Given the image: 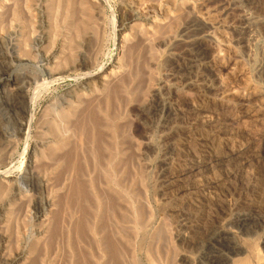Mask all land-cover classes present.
Wrapping results in <instances>:
<instances>
[{
	"label": "rangeland",
	"instance_id": "1",
	"mask_svg": "<svg viewBox=\"0 0 264 264\" xmlns=\"http://www.w3.org/2000/svg\"><path fill=\"white\" fill-rule=\"evenodd\" d=\"M15 3L22 10L18 20L7 13ZM1 6L0 33L14 32V39L0 43V264H212L203 258L204 248L182 244L191 237L182 229L187 223L182 209L197 218L192 217L195 228L212 213L215 229H209L207 239L225 229L250 250L240 256L264 264V188L255 189L262 195L256 196L263 200L260 205L252 204L256 193H249L240 210H233L235 202L228 198L209 214L195 211L202 197L222 193L219 184L231 169L244 180L257 176L264 181L258 143L249 145L264 134V0H4ZM197 29L207 35L205 56L193 49ZM41 33L44 38L37 43ZM15 76L30 78L27 113L14 107L20 97L16 86L6 84ZM188 84L200 87L187 95ZM168 89L177 93L176 101L171 102V92L162 95L161 106L174 104L186 118L163 131L164 117L153 125L146 105L153 93ZM229 107L230 114L222 112ZM92 111L104 125V142L115 140L110 143L115 154L122 149L119 172L99 163ZM106 111L121 126L120 137L103 129L105 118L112 120L103 117ZM249 121L259 122V128H250ZM151 126L157 129L155 138L145 130ZM173 130L183 132L175 140L177 151L163 156L162 135ZM249 133L256 134L254 140ZM147 143L153 146L150 154L144 151ZM223 145L245 151L242 159H247L204 172L194 166ZM191 166L194 173H185ZM6 171L12 176L3 177ZM95 196L103 198L106 213V227L99 231L93 225ZM244 216L253 227L246 231L257 229L249 237L234 221Z\"/></svg>",
	"mask_w": 264,
	"mask_h": 264
},
{
	"label": "bare ground",
	"instance_id": "2",
	"mask_svg": "<svg viewBox=\"0 0 264 264\" xmlns=\"http://www.w3.org/2000/svg\"><path fill=\"white\" fill-rule=\"evenodd\" d=\"M1 3H4V0H0V10L2 9V6H1ZM16 5H15V7L14 8H12V9H14V10H12V9H9L8 11L9 12H7V13H10V11H11V15L12 16H14V19H17L18 17H20V16H22V14H21V7H20V5L19 4H17V3H15ZM88 12V11H87ZM148 12H154V16H156L157 15V11H155L154 10V7H150L149 8V11ZM3 14L5 13V12H2ZM1 12H0V14H2ZM5 16V15H4ZM10 17V14L9 15H7V17H5V18H9ZM132 17V16H131ZM11 18V17H10ZM128 18H130V17H128ZM4 19V18H3ZM6 19V20H7ZM19 19V18H18ZM17 19V20H18ZM39 19V18H38ZM12 21V20H11ZM124 21H125V17L122 19V25H124L125 23H124ZM37 22V21H36ZM41 23V22H40ZM87 23V22H86ZM38 28V27H37ZM198 30V29H197ZM204 30V29H203ZM204 32V31H203ZM11 33V32H10ZM13 33L14 32H12L10 35L12 36L13 35ZM45 34V33H44ZM44 34H42L41 33V35L39 36V37H37L36 38V42L38 43V42H42V40H43V38H44ZM202 34V31L201 30H198L197 32H196V35H195V38L193 39V42H192V44L194 45V48L193 49H195V53H197V55H204L205 56V53H206V50L204 49V47L206 48L208 45L206 44V42H208V40H207V35L206 34H202L203 36H200ZM11 36H7V34H5V33H3V34H1L0 33V43L2 42V40H5V39H8V38H12V39H14L13 37H11ZM20 38L21 37H19V35H17V40H20ZM8 41V40H7ZM209 48V47H208ZM207 49V48H206ZM192 53V52H191ZM190 54V53H189ZM188 54V55H189ZM187 56V55H186ZM209 56V55H208ZM16 57V56H15ZM199 56H197L196 58H198ZM17 58V57H16ZM194 58V57H193ZM196 58H194V59H196ZM205 58V57H204ZM186 60H187V58H186ZM198 60H200V58L198 59ZM1 61H3V60H0V66L1 65H3V63L1 62ZM173 61V60H172ZM191 61H193V60H191ZM6 62V61H5ZM187 62V61H186ZM172 63V62H171ZM179 63V62H178ZM177 63V64H178ZM189 64V63H188ZM186 65V64H185ZM190 65V64H189ZM200 65V64H199ZM202 65V64H201ZM176 66V65H175ZM188 66V65H187ZM195 66V65H194ZM203 66V65H202ZM3 67V66H2ZM193 67V66H192ZM199 67V66H198ZM201 67V66H200ZM205 67V66H204ZM208 67V66H207ZM210 67V66H209ZM176 68V67H175ZM174 68V69H175ZM177 68H179V67H177ZM182 68V67H181ZM202 68V67H201ZM188 69H190V67L188 68ZM205 69V68H204ZM193 71H194V69H192ZM203 70V69H202ZM208 70H209V68H208ZM178 71V70H177ZM180 71V70H179ZM189 71V70H188ZM210 71V70H209ZM208 71V72H209ZM43 72H44V70H43ZM42 72V73H43ZM184 72V71H183ZM190 73H192L191 71H190ZM203 73H205L204 72V70H203ZM209 73H211V72H209ZM179 74V73H178ZM213 75H214V73H212ZM182 75V74H181ZM92 76V75H91ZM90 76V77H91ZM188 76V75H187ZM186 76V77H187ZM29 77V76H28ZM203 77V76H202ZM209 77V76H208ZM35 78V77H34ZM182 78H183V76H182ZM191 78V77H190ZM216 78V77H215ZM30 79V78H29ZM29 79L27 78V79H22V78H20L19 76L17 77V76H15V77H10V78H7V81H6V84H7V82H8V84H10V85H14V86H16V89L15 90H17V92H15V93H17L18 95H19V99L17 100V101H14L15 103H14V107H17V108H19L18 106H21L20 108H22L23 109V111H25L26 113H27V108H28V105H29V98H28V96H27V92H26V89L28 88V84L30 83L29 82ZM36 79V78H35ZM199 79V78H198ZM204 79V78H203ZM207 80V79H206ZM204 82H205V80H204ZM194 83V82H193ZM202 84V83H201ZM196 87H200V86H196V85H193V84H188V85H186L185 86V88L186 89H184V92H185V94H192L193 93V91H194V89L196 88ZM15 88V87H14ZM164 89H165V87H164ZM163 89V90H164ZM167 89V88H166ZM163 92V91H162ZM171 92L172 91H170L169 89L167 90V92L166 93H161L160 92V95L159 94H157V93H153V97L151 98V100H150V102H148V104L146 105V112H147V117L146 118H148V120H149V122H152L153 123V125H155V123H157L158 121H159V119H162L161 117H164L163 119H164V123H163V125H162V130L163 131H165L167 128H168V126L171 124V123H176V122H179L180 121V119H183L184 117H185V115L184 114H182L183 112H180L179 110H178V108L176 107V106H174V104H172L171 105V107H167L166 105V107L165 106H161V98H162V95H168V94H171ZM175 94H177L176 92H172V94H171V96H170V99H171V102H173V101H176V99H174V96H175ZM15 96H17L16 94H15ZM178 99V98H177ZM238 99V98H237ZM13 101V100H12ZM13 103V102H12ZM170 103V102H169ZM217 104V103H216ZM219 104V103H218ZM232 104V103H231ZM240 104H242V102L240 103ZM164 105V104H163ZM223 105V104H222ZM221 105V106H222ZM109 107L111 106V104L110 105H108ZM215 106V105H214ZM220 106V107H221ZM224 106V105H223ZM228 105H226V107H227ZM238 106V105H237ZM236 106V107H237ZM240 106V105H239ZM112 107V106H111ZM217 107V106H216ZM235 107V108H236ZM103 108V107H102ZM101 108V110L103 111V109ZM218 108V107H217ZM216 108V109H217ZM209 109V108H208ZM222 109H224V108H222ZM110 110H112V109H110ZM212 110V109H211ZM233 109H231V107H229V108H226L225 109V111L223 110H221L222 112H225V113H229L230 114V112L232 111ZM235 110V109H234ZM239 110H240V108H239ZM247 110V111H246ZM245 111L248 113V109H246ZM218 111V110H217ZM220 111V110H219ZM237 111V110H236ZM112 112V111H111ZM244 112V111H243ZM98 113V112H97ZM106 113H107V111H106ZM106 113H104V114H106ZM216 113V112H215ZM220 113V112H219ZM233 113V112H232ZM71 114V113H70ZM93 114V111H92V113H91V117L89 118L90 119V121H91V127H93L94 129H96L95 131H96V133L92 130V132H94L95 133V135H97L96 136V144H97V151H98V156L99 157H101V158H98V159H100L99 161H101V162H99L100 164H102V163H106V164H108L109 165V167L110 168H108V169H111L112 171H115V172H119V171H121V167H122V163H121V161H120V159L118 158V154L119 155H121L122 154V149L121 148H119V150L117 151V153L115 154V151L114 150H116L115 148V145L113 146V147H115L114 148V150L112 149L113 147H111V145H110V143L112 144V142H114V141H112V142H110V141H108V143H109V145H108V143L107 142H104V141H106L105 139H107V136H106V134H104L103 133V131L102 132H100V130H101V128L104 126H102V123L100 122V119H98L99 117H97V116H95V115H92ZM217 114V113H216ZM215 114V115H216ZM224 114V113H223ZM222 114V115H223ZM82 115V114H81ZM99 115V114H98ZM102 115V114H101ZM109 115H110V111H109ZM108 115V113H107V115H105V116H103V117H110ZM60 116V115H59ZM69 116V115H68ZM217 116H219L220 117V115H217ZM230 116V115H229ZM231 116H232V114H231ZM245 116V115H244ZM110 118H112V117H110ZM186 118V117H185ZM227 118V117H226ZM232 118V117H231ZM85 119V118H84ZM103 119V118H102ZM106 120L108 119V121H109V118H105ZM104 119V120H105ZM142 119V118H141ZM145 119V118H144ZM189 119V118H188ZM237 118H235L234 120H236ZM184 120V119H183ZM229 120H230V117H229ZM70 121V120H69ZM89 121V122H90ZM107 121V123H108V125H106L105 124V122L106 121H102L106 126L103 128V129H106V127H107V129H109L110 131H111V135L113 136V137H120V130H119V128L121 127L120 125H119V123L114 119V118H112V120H111V122H108ZM145 121H147V120H145ZM189 121V120H188ZM240 121V120H239ZM79 122H80V120H79ZM230 122V121H229ZM255 121H249L248 122V124H249V126H250V128L251 127H253V129L257 126V128H259L258 126H259V122H256V123H254ZM145 123V122H144ZM225 123V122H224ZM228 123V122H227ZM230 123H232V122H230ZM238 123V122H237ZM184 124V123H183ZM89 125H90V123H89ZM147 125H148V123H147ZM226 126H227V124H225ZM245 125V124H244ZM108 126H109V128H108ZM171 126V125H170ZM230 126V125H229ZM232 126V125H231ZM233 126H234V124H233ZM232 126V127H233ZM255 126V127H254ZM261 126L264 128V124H261ZM87 127H88V125H87ZM153 127L154 126H151V127H147V129H145L146 130V132L148 131V132H150L151 133V135H152V137L153 138H155V135H156V132H157V129L156 130H154L153 129ZM220 127H222V126H220ZM262 127H261V129H262ZM185 128V127H184ZM219 128V127H218ZM229 128V127H228ZM88 129V128H87ZM220 129V128H219ZM222 129V128H221ZM231 129V128H230ZM218 130V129H217ZM232 130V129H231ZM97 131H99L98 133H97ZM105 131V130H104ZM107 131V130H106ZM109 131V132H110ZM162 131V132H163ZM174 131V130H173ZM184 131V130H183ZM215 131V130H214ZM219 131V130H218ZM108 132V131H107ZM248 132H250V131H248ZM101 133H103L104 134V136H106V138L103 140L102 138H101ZM159 133H161V132H159ZM181 133H183V132H178V133H175V131L173 132V133H168V134H165V135H162V143H163V147L160 149V151L162 152V155L163 156H165V155H167L168 156V154H173L174 155V153L177 151V147L175 146V140H176V138L177 137H179V135H181ZM188 133V132H187ZM218 133V132H217ZM190 134V133H189ZM250 134V133H249ZM94 135V136H95ZM108 135H110V134H108ZM185 135V134H184ZM218 135V134H217ZM245 135V134H244ZM251 135V134H250ZM249 135V136H250ZM254 134H252L251 135V137L253 136ZM258 135H260V134H258ZM262 136H256V134L254 135V136H256L257 138H256V140H254V138H253V140L254 141H252L253 143H250V142H248V143H250L249 145H252L253 144V146L254 145H257L256 143H258V146H256V147H258V148H256L258 151L256 152V154L258 155V157H259V159L260 160H262V161H260L261 162V164H263L264 165V147L263 148H261V145L262 144H264V138H263V136H264V134H261ZM246 136H247V134H246ZM103 137V136H102ZM207 137V136H206ZM243 137H245V136H243ZM93 138V137H92ZM125 138V137H124ZM246 138V137H245ZM245 138H243V139H245ZM249 138V137H248ZM102 139V140H101ZM209 139V138H208ZM95 140V139H94ZM94 140H92L93 142H94ZM108 140V139H107ZM113 140V139H112ZM246 140V139H245ZM248 140V139H247ZM246 140V141H247ZM251 140V139H250ZM258 140L260 141V142H258ZM101 141H103L105 144H107L108 145V148H106L105 150L103 149V146L105 145L104 143V145H102L101 143ZM209 141V140H208ZM244 141V140H243ZM249 141V140H248ZM206 142V141H205ZM120 143V142H119ZM246 143V142H245ZM245 143H243V144H245ZM247 144V143H246ZM245 144V145H246ZM153 145V144H152ZM226 145V144H225ZM244 145V146H245ZM158 146V145H157ZM160 146V145H159ZM224 146V145H223ZM247 146H248V144H247ZM252 146V147H253ZM263 146V145H262ZM104 147H106V146H104ZM153 147V146H152ZM152 147L147 143L145 146H144V151L146 152V153H149L150 154V152L152 151ZM161 147V146H160ZM229 147V146H228ZM111 148V149H110ZM220 148V147H219ZM223 148V147H222ZM233 149H235V148H233ZM233 149L231 148V149H228V148H225V146H224V149L221 151V150H219V151H221V152H218V153H216L214 156H212V158L210 159V158H208L207 160L206 159H202L201 161H199L198 162V164H195L194 166H196L197 168H198V166L197 165H199V168H201V170H203L202 172H204L205 170H214L215 168H217L218 166H221V165H223L224 166V164H225V162H226V164L227 165H230V167H231V165H233V166H235L236 164V162L238 161V159H242V156L244 155V153H245V151H244V153H242V152H240L239 150V153L238 152H234L233 151ZM239 149V148H238ZM250 149V148H249ZM252 149V148H251ZM254 150H255V148H253ZM112 150H113V152H112ZM156 150V149H155ZM241 151H242V149H240ZM244 150H245V147H244ZM247 150V149H246ZM157 151V150H156ZM217 151H218V149H217ZM236 151H237V149H236ZM152 153V152H151ZM157 153V152H156ZM178 153V152H177ZM252 153H253V151H252ZM250 153L249 152V154L250 155H253V154H255V153ZM159 154V153H158ZM255 154V155H256ZM114 155H116V156H114ZM172 155V156H173ZM246 155V154H245ZM122 156V155H121ZM120 156V158H122ZM171 156V155H170ZM249 156V155H248ZM115 157L116 158H118V159H115ZM254 157V156H253ZM253 157L251 156V158L253 159ZM257 157V158H258ZM250 158V157H249ZM115 159V160H114ZM245 159H247V158H245L244 157V159H242V160H245ZM165 160V159H164ZM250 160V159H249ZM254 160V159H253ZM251 161V162H254V161ZM256 160V159H255ZM241 161V160H240ZM258 161V160H257ZM239 162V161H238ZM105 164V165H106ZM238 164V163H237ZM257 164V163H256ZM104 165V164H103ZM249 165V164H248ZM262 165V166H263ZM194 166L192 167H189V168H187L186 169V172L185 173H187V174H191V173H194V170L196 169V168H194ZM258 166H260L259 164H258ZM104 167V166H103ZM157 167V166H156ZM162 167V166H161ZM236 167V166H235ZM234 167V168H235ZM239 168V167H238ZM241 168V167H240ZM239 168V169H240ZM107 169V168H106ZM237 169V168H236ZM236 169H231L232 171L231 172H227L226 173V175L225 176H223L222 177V179H221V183L219 184L222 188V193H218V195L219 196H217V197H215V199H209L208 197L206 198V197H202V199H201V201L202 202H200L199 203V205L196 207L197 209L195 210V211H197L198 210V212L197 213H199V211H201V212H206V213H211L215 208L217 209L218 207H219V205H217V204H219V203H224V202H227L228 203V198H230V201L231 200H234V204L232 205L233 206V210H235V209H237V208H239V210H240V205H241V203H242V200H244L243 199V197H246L249 193L250 194H254V193H256V195L254 194L253 195V198H255L254 199V203H252V204H255L256 202L258 203V205H260L259 203H261L263 200H260V198H259V200H257V195H260V197L262 196L261 194H259V192L260 191H255V189H259V190H261V189H263L264 188V181L262 180V181H260L259 180V177H257L256 175V179H253V178H247L246 180H244V179H242V178H240V174H239V170L237 171ZM264 169V168H263ZM243 170V169H242ZM259 170H261V169H259ZM108 170H106V172H107ZM241 171V170H240ZM207 172V171H206ZM242 172V171H241ZM240 172V173H241ZM9 172H4V174L2 173V175H3V177H11L12 175L11 174H8ZM33 174V173H32ZM183 174H184V170H183ZM242 174V173H241ZM257 174V173H256ZM261 174V173H260ZM263 174H264V171H263ZM107 175V174H106ZM119 175V174H118ZM124 175V174H123ZM122 175V176H123ZM253 175V174H252ZM259 175V174H258ZM29 176V175H28ZM122 176H120V179L122 178ZM157 176V175H156ZM164 176V175H163ZM188 176V175H187ZM192 176V175H191ZM242 176V175H241ZM249 176H251V175H249ZM32 177H33V175H32ZM106 177V176H105ZM104 177V178H105ZM109 177V176H108ZM162 177V176H161ZM247 177V176H246ZM245 178V177H244ZM260 178H264V176L263 177H260ZM158 179V178H157ZM20 183H19V186H22V183H21V180H23V177H20ZM219 180V179H218ZM120 181L121 180H119L118 181V183H120ZM220 181V180H219ZM161 182H163V181H161ZM112 183V182H111ZM160 183V182H159ZM162 184V183H161ZM216 184V183H215ZM158 185V184H157ZM155 187H157V190H159L158 188V186H156V185H154ZM164 186V185H163ZM216 186V185H215ZM258 187V188H257ZM226 188V189H225ZM21 189V188H20ZM153 189H155L154 187H153ZM162 189V188H161ZM154 191H156V190H154ZM98 192V191H97ZM159 192V191H158ZM98 193H100V191L98 192ZM261 193V192H260ZM263 193V192H262ZM159 194V193H158ZM199 194H201V193H199ZM154 195H156V197H157V191H156V194H154ZM100 196V195H99ZM101 196H103V194L101 195ZM100 196V197H101ZM117 196V195H116ZM252 196V195H251ZM96 197V196H95ZM98 197V196H97ZM93 198L92 199V201H91V203L93 204L92 205V207H94V209L92 208V212H93V214L94 215H98V218H96V219H94L95 221H94V228L96 229V230H98L99 231V229H105V227H106V224L105 223H107V222H105L104 220V218L106 217H104V215H106V213H104V205H103V201H101L103 198H100L99 199V197L98 198ZM109 197V196H108ZM250 197V196H249ZM248 197V198H249ZM247 198V199H248ZM262 198V197H261ZM91 199V198H90ZM241 199V200H240ZM252 199V198H251ZM250 200V199H249ZM40 201H43L42 199L40 200ZM112 201H113V203H114V201H115V199L113 198L112 199ZM253 201V200H252ZM110 202V201H109ZM244 202H245V200H244ZM247 202H249L248 200H247ZM264 202V201H263ZM229 203H232V202H229ZM251 203V202H250ZM104 204H106V203H104ZM251 204V205H252ZM114 205H115V203H114ZM221 205V204H220ZM227 205V204H226ZM229 205V204H228ZM231 205V204H230ZM229 205V206H230ZM247 205V204H246ZM246 205H244V206H246ZM249 205V204H248ZM247 205V206H248ZM251 205H249V207L251 206ZM106 206V205H105ZM218 206V207H217ZM223 206H225V204L224 205H222L221 207H223ZM228 206V207H229ZM241 206H243V205H241ZM246 206V207H247ZM255 206V205H254ZM253 206V207H254ZM227 207V206H226ZM246 207H244V208H246ZM254 208H256V206L254 207ZM105 209H106V207H105ZM228 209V208H227ZM229 209H230V207H229ZM242 209V208H241ZM250 209H253L252 208V206L250 207ZM249 209V210H250ZM224 210H226V209H223V212L225 213L226 211H224ZM230 210H232V208L230 209ZM245 210H248L247 208L245 209ZM193 211V210H192ZM216 211V210H215ZM220 211H221V209H220ZM243 211H244V209H243ZM183 214H181V216H184L183 217V219L185 220V221H187V223H185V225H182V229L185 231V232H187L191 237H190V239H183V242H182V244H185L187 247H190V248H192V249H195L196 247L197 248H199L200 246V248H204L203 250H201V252H203V258H206V259H208V260H210L211 261V263L213 262L214 264H251V262H250V260H249V256H248V254H246L245 256H240L241 254H243V253H246V252H249L250 250L249 249H247V248H245L244 246H242V245H240L239 243H237L236 242V239H235V237L234 236H232V235H230L229 233H228V231L227 230H225V229H221V230H219V231H217L216 232V234H213L214 236L213 237H211L210 239L208 238L207 239V237H208V235H210L209 234V231H211V230H209V229H211L212 227L214 228V226H212L213 224L212 223H210L211 221L210 220H212V219H210V216L212 215V213L211 214H209L210 216L208 217L207 216V222H204L202 219H201V221H200V224H199V228L198 227H196L195 228V224H194V226H193V221L195 220H192V217H194L191 213H189V211L186 209H182V211H181ZM218 212H219V210H218ZM234 212V211H233ZM237 212H239V211H237ZM250 212H251V210H250ZM253 212H254V210H253ZM257 212H258V210H257ZM89 213V212H88ZM241 213V212H240ZM240 213H239V216H242V214L243 213H247V212H242V214L240 215ZM248 213H249V211H248ZM247 213V214H248ZM92 214V215H93ZM200 215H201V213H199ZM198 214V215H199ZM244 214V215H245ZM196 215V214H195ZM204 216H205V213L203 214ZM207 215V214H206ZM218 215H220V214H218ZM236 215H237V213H236ZM202 216V215H201ZM225 216V215H224ZM247 216V215H246ZM250 216V215H249ZM249 216L248 217H245L244 219H242L241 217L240 218H237L236 220H234V219H231L230 221H232V222H237V225H238V227L240 228V230L242 229L243 230V232H242V234H244L246 237H249V236H251L252 235V233H255L256 232V230L255 229H253L254 231L253 232H250L249 230L248 231H246L247 229H249V227H250V225H248V222H249ZM252 216V215H251ZM217 217V221H219L220 219L218 218L219 216H216ZM223 217V215H221L220 216V218H222ZM236 217V216H235ZM234 217V218H235ZM243 217V216H242ZM257 217V216H256ZM194 218H196V217H194ZM212 218V217H211ZM224 218V217H223ZM252 217H250V219H251ZM259 218V217H258ZM197 219V218H196ZM214 220H215V218H214ZM234 220V221H233ZM260 220V224H261V219H259ZM213 221V220H212ZM216 221V220H215ZM259 222V221H258ZM258 222H257V224H258ZM83 223V222H82ZM195 223V222H194ZM197 223V222H196ZM215 223V222H214ZM256 223V222H255ZM105 224V225H104ZM184 224V223H183ZM263 224V223H262ZM255 225V224H254ZM81 226V225H80ZM105 226V227H104ZM235 226V225H234ZM258 226V225H257ZM261 226V225H260ZM238 227H237V229H238ZM256 226H254V228H255ZM251 228H253V227H250V229ZM81 229H83V228H81ZM215 229V228H214ZM260 229V228H259ZM241 230V231H242ZM147 234H149V229L148 228H146L145 230H144V235H143V237H142V240L140 241V248H142L144 245V241H146L145 239H146V236H147ZM212 235V234H211ZM254 235V234H253ZM105 239H106V246H107V243H108V247L110 246V248H109V250H110V253H111V248H112V246H111V244H109L110 243V240L108 239V237H106L105 236ZM205 245V246H204ZM226 248V250H227V252L226 251H224V250H222V248ZM108 249V248H107ZM106 251V250H105ZM224 251V252H223ZM201 255H202V253H201ZM107 256V255H106ZM200 257H202V256H200ZM99 258V257H98ZM110 258L111 259H115V256H112L111 257V255H110ZM109 259V258H108ZM117 259V258H116ZM13 261V260H12ZM13 263V262H12ZM212 263V264H213Z\"/></svg>",
	"mask_w": 264,
	"mask_h": 264
}]
</instances>
